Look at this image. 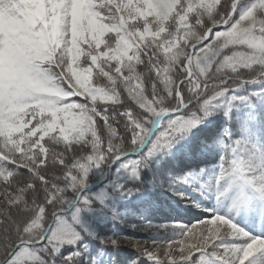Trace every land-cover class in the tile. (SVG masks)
Here are the masks:
<instances>
[{
  "label": "snow or ice",
  "instance_id": "1",
  "mask_svg": "<svg viewBox=\"0 0 264 264\" xmlns=\"http://www.w3.org/2000/svg\"><path fill=\"white\" fill-rule=\"evenodd\" d=\"M0 264H264V0H0Z\"/></svg>",
  "mask_w": 264,
  "mask_h": 264
},
{
  "label": "trees",
  "instance_id": "2",
  "mask_svg": "<svg viewBox=\"0 0 264 264\" xmlns=\"http://www.w3.org/2000/svg\"><path fill=\"white\" fill-rule=\"evenodd\" d=\"M165 211L167 212V209H165ZM172 216H175L176 214L172 213L171 214ZM195 219V214H189V213H181L180 214V219H179V222L181 223H188L189 221H194ZM166 222H169L171 223L172 221H166Z\"/></svg>",
  "mask_w": 264,
  "mask_h": 264
}]
</instances>
